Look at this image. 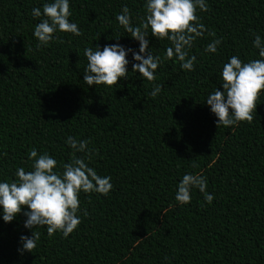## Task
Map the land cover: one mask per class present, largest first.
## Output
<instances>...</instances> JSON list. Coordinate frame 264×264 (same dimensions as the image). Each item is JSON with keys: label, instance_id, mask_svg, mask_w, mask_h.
<instances>
[{"label": "trees", "instance_id": "1", "mask_svg": "<svg viewBox=\"0 0 264 264\" xmlns=\"http://www.w3.org/2000/svg\"><path fill=\"white\" fill-rule=\"evenodd\" d=\"M45 0H0V179L31 170L28 153L47 152L58 165L84 157L66 143L87 140L86 163L110 176L112 189L79 194L81 221L62 237L46 226H23V211L0 219V264H264V94L251 122L216 126L204 102L220 90L222 64L232 56L257 59L264 39V0H206L197 10L205 32L188 50L192 71L165 57L170 41L147 37L161 63L155 79L132 72L114 86L83 81L85 47L119 43L138 50L116 20L127 5L131 22L145 16V0H69L80 36L57 31L36 47L31 9ZM119 36L118 38H116ZM220 39L215 53L205 51ZM159 85L160 92L149 96ZM211 165V166H209ZM206 177L208 203L197 189L189 204L175 201L186 173ZM39 232L32 252L20 253V235Z\"/></svg>", "mask_w": 264, "mask_h": 264}, {"label": "clouds", "instance_id": "2", "mask_svg": "<svg viewBox=\"0 0 264 264\" xmlns=\"http://www.w3.org/2000/svg\"><path fill=\"white\" fill-rule=\"evenodd\" d=\"M208 7L206 0H145V16L139 25H134L129 8L122 6L116 20L131 38L138 41V50L125 48L119 43L105 44L102 49L99 45L85 47L83 55L87 63L83 81L88 86H114L119 78L127 79L128 54L134 61L131 63L132 72L153 81L161 58L154 55L149 47V33L159 41H170V46L164 49L165 57L174 58L181 69L192 71L196 57L190 56L188 50L206 30L196 13L197 10L207 11ZM31 15L33 18L43 17L35 24L32 33L37 48L47 46L55 39L53 34L57 31L81 35L77 24L69 20L72 15L69 0H45L42 8L31 9ZM220 43V39H213L205 46V51L215 53ZM252 44L258 50L259 58L244 62L236 55L230 56L219 73L220 90L210 92L204 101L217 118L214 121L216 126L228 128L241 121L251 122L256 101L264 94V39L255 35ZM160 90L159 85L153 87L149 96L155 97ZM65 143L74 152L84 153V157H75L58 165L54 156L47 152L38 155L33 148L28 153V159L32 161L31 170L26 171L20 166L15 169L13 179H0V219L10 222L23 211L26 229L46 226L49 235L59 232L62 237H68L81 221L77 213L87 215L80 208L79 194L93 192L106 196L109 193L111 177L98 175L85 162L95 151L88 148V141L68 136ZM206 187L205 176L186 172L176 185L174 199L180 205L189 204L192 190L197 189L204 200L211 203L213 195L206 191ZM39 236L40 233L34 231L31 235H20L17 251L31 253Z\"/></svg>", "mask_w": 264, "mask_h": 264}]
</instances>
